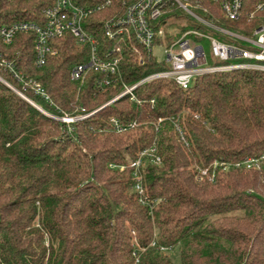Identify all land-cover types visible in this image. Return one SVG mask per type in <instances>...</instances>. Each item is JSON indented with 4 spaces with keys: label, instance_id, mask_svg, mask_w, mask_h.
<instances>
[{
    "label": "trees",
    "instance_id": "obj_1",
    "mask_svg": "<svg viewBox=\"0 0 264 264\" xmlns=\"http://www.w3.org/2000/svg\"><path fill=\"white\" fill-rule=\"evenodd\" d=\"M52 1L0 0V24L43 23L42 10ZM113 1L86 20L103 50L116 44L102 24L122 9L121 0ZM245 22L243 14L225 24ZM118 41L121 80L106 88L98 85L103 73L96 70L83 82L71 78L90 48L71 32L54 39L58 51L42 65L35 61L34 33L0 41L25 80L40 82L49 98L1 65L0 74L51 112L91 111L119 93L123 82L167 66L147 55L139 62L130 44ZM134 93L74 121L68 131L66 122L0 79V264H264V164L234 165L264 156V70L205 73L187 89L156 78ZM113 116L138 123L118 132L111 128ZM155 140L162 163L145 160L142 202L133 168L110 163L127 164ZM215 161L228 166L214 167ZM195 164L210 166L214 179H199Z\"/></svg>",
    "mask_w": 264,
    "mask_h": 264
},
{
    "label": "built area",
    "instance_id": "obj_2",
    "mask_svg": "<svg viewBox=\"0 0 264 264\" xmlns=\"http://www.w3.org/2000/svg\"><path fill=\"white\" fill-rule=\"evenodd\" d=\"M113 0H100L93 4L77 3L75 0H53L42 10L44 21L19 19L10 23L0 24V41L10 44L20 32H32L35 35L36 63L42 65L47 62L49 55L58 51L54 39L71 32L78 44L89 45V56L85 61L75 63L71 69V78L83 82L90 70L103 73L98 80L102 88L115 85L121 80L122 43L120 38L128 42L138 54V61L144 62L145 55L165 62L166 67L152 71L128 84L123 82L122 90L105 104H109L118 97L130 93L136 98L134 88L139 84L156 78H172L183 89L189 88L195 78L205 73L231 69H259L264 70V0H121L122 9L113 12L103 21L104 34L115 41L110 49H101L96 36L86 27V20L97 10L112 6ZM181 11L193 17L206 31L198 28L186 29L180 38L170 46H164L167 34L166 25L169 21L179 17ZM245 15L246 22L237 25L225 24L235 21ZM235 26V27H234ZM206 41L209 43V54L206 51ZM158 44L162 51L156 57L155 47ZM0 65L11 71L21 79L25 86H32L36 91L49 98L40 82L29 79L17 70L14 61L10 60L0 50ZM0 79L40 110L57 120L67 123L68 131H72L73 122L84 119L93 114L100 107L91 111L74 114L51 112L42 105L29 98L21 89L14 86L0 74ZM137 101L140 102L139 99ZM155 98L151 99L154 103ZM57 109H60L56 105ZM199 117V114H196ZM160 117L157 122L159 128ZM138 121L131 120L123 123L119 118L111 117V128L121 132L126 128L137 125ZM175 128L186 145L190 144L184 128L178 120H174ZM264 156L246 157L234 162L237 167L262 168ZM160 165L162 156L158 152L157 140L147 148L142 149L136 158L130 159L127 164L110 163L111 166L125 168L131 166L135 177V189L140 194V200L146 202L144 195L145 160ZM225 161H215L214 167L223 165ZM197 177L214 179L215 171L210 166L194 165Z\"/></svg>",
    "mask_w": 264,
    "mask_h": 264
},
{
    "label": "rangeland",
    "instance_id": "obj_3",
    "mask_svg": "<svg viewBox=\"0 0 264 264\" xmlns=\"http://www.w3.org/2000/svg\"><path fill=\"white\" fill-rule=\"evenodd\" d=\"M189 28H198L200 30L206 31V28L201 26L199 24V22H197L193 17H191L190 15L181 11V14L179 17H176L174 20L169 21L168 24L166 25L167 34H166V38L164 41V46H170L173 41L180 38L182 36V33L186 29H189ZM205 47H206L207 53L209 54L210 48H209L208 41H206ZM155 51L157 54L156 57H158V55L162 51V47H159L157 44L155 47ZM13 85L16 86L15 84H13ZM16 87H18V86H16ZM27 96L29 98H31L29 95H27Z\"/></svg>",
    "mask_w": 264,
    "mask_h": 264
}]
</instances>
